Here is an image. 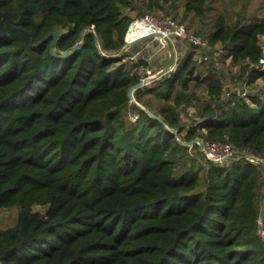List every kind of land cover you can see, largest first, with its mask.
I'll list each match as a JSON object with an SVG mask.
<instances>
[{
    "label": "trees",
    "instance_id": "obj_1",
    "mask_svg": "<svg viewBox=\"0 0 264 264\" xmlns=\"http://www.w3.org/2000/svg\"><path fill=\"white\" fill-rule=\"evenodd\" d=\"M184 1L202 14L208 0ZM144 2L154 12L178 0ZM134 4L0 0L35 43L54 25L64 30L57 50L82 37L69 57L52 54L53 36L35 48L9 27L0 38V210L18 209L16 225L0 230L2 264H264L259 164L188 160L196 134L264 159V91L221 103L225 81L213 69L199 126L182 138L178 109L202 86L198 57L211 60L190 42L174 70L135 91L132 107L129 91L148 67L143 57L132 72L125 61ZM185 26L221 45L250 83L264 78V18L220 17L207 36ZM146 93L165 101L162 120Z\"/></svg>",
    "mask_w": 264,
    "mask_h": 264
},
{
    "label": "rangeland",
    "instance_id": "obj_2",
    "mask_svg": "<svg viewBox=\"0 0 264 264\" xmlns=\"http://www.w3.org/2000/svg\"><path fill=\"white\" fill-rule=\"evenodd\" d=\"M125 13L131 15L134 20L143 18L149 14H155L161 17H173L179 23L182 22L189 26L191 31L200 32L204 36H207L220 17H224L229 24L237 20L246 22L253 19L264 18V0H208L202 14L187 11L184 0H178L177 4L172 7L166 4L164 9H156L154 12L148 11L145 8L144 0H135L134 6L128 7ZM261 43L264 47V37L261 38ZM134 47H136L134 50H130L129 54L131 56L127 57L125 60L126 63L129 64L127 69L133 72V64L141 63L144 57V61L147 62L148 68L151 69L154 74H157L161 72L163 68L170 69L176 63L175 60L177 58H183L190 52L192 46L189 41L183 39H175L174 43L170 42L169 44H163L159 39L153 38L148 42L140 43ZM207 51L209 52L211 60L200 65L198 69V75L201 74L202 86L194 92L195 97H191L190 101H187L185 105L178 109L181 112L182 125L186 128L181 135L182 138L186 135L187 129L199 126V122L201 121V109L209 98L206 87L207 80L212 75L213 69L216 70L215 75L222 76L225 81L224 93L220 99L221 103L225 104L234 97L247 98L249 94H256L264 91V78H259L254 83H250L249 74L242 77L241 67L235 66L232 63V59L226 56V51L221 45L216 48H210ZM138 52H141V55H137ZM135 54L137 57L136 60L132 58ZM258 67L264 69V64L261 63ZM144 79L145 78L142 80ZM157 80L158 78L155 77L154 82ZM144 99L146 100L145 103H149L147 109L151 113L156 114L165 106L164 100L156 99L149 93H146ZM135 103H139L136 98V93L135 99L130 101L132 107ZM141 105L144 106L142 103ZM132 119L136 120L133 114ZM196 135L197 138L195 140H202V135ZM195 140L188 144L190 146L188 160L195 158L198 159V161H203L204 158L207 157L202 151L201 145ZM226 161L228 162L230 159ZM189 163L191 164V160ZM259 166L264 172V164H259ZM261 205V233L264 234V189L261 196ZM46 210L47 207L41 205H36L33 208L35 213H45ZM17 219V208L0 210V230L15 226Z\"/></svg>",
    "mask_w": 264,
    "mask_h": 264
},
{
    "label": "built area",
    "instance_id": "obj_3",
    "mask_svg": "<svg viewBox=\"0 0 264 264\" xmlns=\"http://www.w3.org/2000/svg\"><path fill=\"white\" fill-rule=\"evenodd\" d=\"M141 25H143L144 28H140ZM139 28L142 31H139ZM146 36L151 37L144 42H148L149 40L155 38L159 39L163 44H169L170 42L174 43L175 39H183L198 46L201 50L210 49V43L207 39L190 34L187 27L179 23L173 17H161L155 14H149L143 18L135 19L132 22L126 35V46L124 48V52H130L133 47H130L129 45L132 42ZM137 55H141V52H138ZM184 57L179 59L177 58L175 60L176 63L170 69H167V71L171 72L174 70V68L183 61ZM132 58L136 60V54L133 55ZM206 60L207 58L203 55L198 57L200 65L205 64ZM261 63L264 64V58L261 60ZM165 71L166 69H163L161 72L154 74L153 71L147 67L141 69V74L145 79L153 78V80L149 83L151 84L155 77L159 78ZM134 118L137 119L138 116H135ZM203 131L206 133L205 129H203ZM201 139L202 140L200 141L198 139L195 141L201 145L202 151L209 160L222 162L226 159L231 160L237 155H241L248 157L254 163L264 164V159L254 155L249 151V149H238L235 145L230 143L211 141L205 138Z\"/></svg>",
    "mask_w": 264,
    "mask_h": 264
},
{
    "label": "water",
    "instance_id": "obj_4",
    "mask_svg": "<svg viewBox=\"0 0 264 264\" xmlns=\"http://www.w3.org/2000/svg\"><path fill=\"white\" fill-rule=\"evenodd\" d=\"M7 27H9L10 29H12L14 31L22 33L24 35L26 41L28 42V44L34 48L40 46L45 41H47L51 36H53V40H52V44H51V52L54 56H57V57H69L74 52L79 50L82 46V37H81L78 44L74 47V49L68 50L65 52L57 50L56 48L58 45V41L64 33V30H63L62 26H60V25H54L45 34L44 38L39 43H35L32 35L28 31H26L20 27L15 26V21L13 18V14L11 12H8V11L0 12V38L5 36ZM150 37L151 36H146V37H143L141 39H138V40L132 42L129 46L134 47L135 45H138V44L146 41ZM152 80H153V78H146V79L142 80L139 84L133 86L129 91L130 99L134 100L135 99V91L139 88H142V87L148 85ZM151 115L154 118H158V119L162 120V117L155 114V113H151ZM226 160H229V159H226ZM0 264H2V263L0 262Z\"/></svg>",
    "mask_w": 264,
    "mask_h": 264
},
{
    "label": "crops",
    "instance_id": "obj_5",
    "mask_svg": "<svg viewBox=\"0 0 264 264\" xmlns=\"http://www.w3.org/2000/svg\"><path fill=\"white\" fill-rule=\"evenodd\" d=\"M163 69H164V68H163ZM163 69H162V70H163ZM166 71H167V69H166ZM166 71H165V72H164L159 78H161V77H163L164 75H166V74L168 73V71H167V72H166ZM159 78H158V79H159Z\"/></svg>",
    "mask_w": 264,
    "mask_h": 264
},
{
    "label": "bare ground",
    "instance_id": "obj_6",
    "mask_svg": "<svg viewBox=\"0 0 264 264\" xmlns=\"http://www.w3.org/2000/svg\"><path fill=\"white\" fill-rule=\"evenodd\" d=\"M140 28H144V26H143V25H141V26H140ZM140 28H139V31H142V30H140Z\"/></svg>",
    "mask_w": 264,
    "mask_h": 264
}]
</instances>
